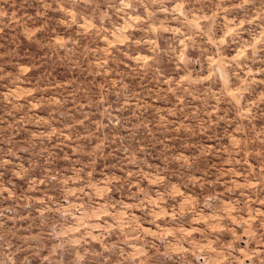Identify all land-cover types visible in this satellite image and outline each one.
I'll return each instance as SVG.
<instances>
[{"label":"clouds","instance_id":"9594fccd","mask_svg":"<svg viewBox=\"0 0 264 264\" xmlns=\"http://www.w3.org/2000/svg\"><path fill=\"white\" fill-rule=\"evenodd\" d=\"M0 264H264V0H0Z\"/></svg>","mask_w":264,"mask_h":264}]
</instances>
